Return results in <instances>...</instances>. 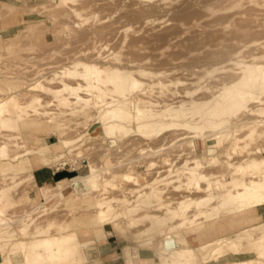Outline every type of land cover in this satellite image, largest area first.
Returning a JSON list of instances; mask_svg holds the SVG:
<instances>
[{"label":"rangeland","instance_id":"1","mask_svg":"<svg viewBox=\"0 0 264 264\" xmlns=\"http://www.w3.org/2000/svg\"><path fill=\"white\" fill-rule=\"evenodd\" d=\"M1 1L5 2L7 7L0 13V28L6 20L8 25L4 36H0V105L12 96H16L17 102L23 105V108L18 110L22 116L13 120L14 128H0V144L9 135H12L13 139L17 138L12 140L15 143L9 144L12 153L23 150L18 147L21 142H24L25 148H32L37 144H52L77 135V132L69 127L71 123L67 121L68 118H64L65 121L59 126V122L52 120L51 115L43 116L40 112L46 110L55 113L62 109L55 101L57 99L54 94L47 89L60 87L62 80L76 83L78 80L67 77L65 70L73 67L75 60L89 61L90 59L85 56L84 58L83 55L89 54L88 57L91 58V50H99L98 41L102 42L101 45L106 43L110 46L107 52L104 50L105 63L110 59L111 65H117L114 63L119 61L112 58L120 53L124 62L126 59L136 60L148 68V77L135 74L130 68L123 69L129 75L125 93L127 97L136 98L141 95L145 96L143 99L148 102L157 101L158 107L155 109L158 110L168 104L165 97L176 91L174 105H180L183 111L190 113L184 120L192 121L193 128L195 123L191 113L194 110L190 103L204 96V90L196 86L195 79L202 76V83L208 85L218 77L238 72L241 62L260 57V54L264 55V0ZM92 27L113 30V36H83L84 32ZM158 34L163 36L162 40L160 36L154 37ZM149 36L153 38V44L147 43L146 38L149 39ZM143 37H146L144 42H137L145 49L141 51L145 54L141 57L133 56L134 53L139 54L129 50L128 44ZM154 38L160 40L157 42ZM130 51L133 57L128 56ZM107 55H112V58H106ZM124 62L122 61L121 65H126L127 62ZM199 72L204 74L197 75ZM133 80L137 83L131 91L130 84ZM145 87H149L148 93L143 92ZM34 96L41 99V103L36 106L27 103ZM168 122L175 121L167 120L153 128L139 130L138 123L133 121L130 123V133L121 137L115 136L119 141L117 147L113 148L107 146L111 135L105 134L96 138L95 136L101 133L99 125H91L86 130L93 137H81L78 141L77 152H81V157L73 156L71 159L75 160L68 159L71 153L65 150L66 157L61 160L59 167L67 169L68 178H72L90 174L89 166L94 165L98 174H101L95 182L98 187L70 201L55 200L45 206H38L36 212L31 215V224L22 221L3 229L12 230L26 226L28 231L32 232L39 225L45 231L41 235L33 236L17 233L14 241L75 234V231L87 227L85 218L96 216L99 200L127 197L132 199L131 207H137L130 215L132 217L119 215L105 224V232H111L112 236L102 240L101 247L93 251L95 259L101 261L100 264H122L118 257L122 254L123 244L148 252L150 264H264L263 249L259 245L245 244L239 251L230 252L220 251L217 243L219 238H235L244 229L253 230L255 226L262 224L264 209L260 210L262 217L246 216L234 223L229 232L222 231L220 227H217L218 231L211 232L206 231V228L198 232L190 231L188 246L193 249L194 254L183 260H176L170 251L161 250L162 241L167 237L166 233L161 231L168 225L178 223L182 216L162 224L161 231L159 227L154 226L149 232L137 237L126 238L117 235L116 227L122 223L125 226L128 220L133 221L129 231H145L150 228L154 216L166 213L165 208L157 207L160 203L169 201L171 206L178 208L184 196H203V193L195 192L194 188L185 185L187 171L184 162L188 160L192 164L195 158H199L197 156L204 154L207 148L204 145L205 139L200 136V131L193 128H167ZM233 129L241 136L251 134L254 130V140L248 145L243 141L236 147L231 146V159L226 158V148L230 142L223 140L218 145L217 159L210 160L209 166L206 167L208 172L229 170V160L240 162L250 157L260 158V155L252 153L253 149L264 147V123L237 126ZM175 135L180 137L178 140L187 143L174 146L175 141L170 142V139ZM191 142L196 145L195 151ZM176 152L181 156L177 158ZM121 160H126L128 164L114 168ZM172 161L174 164L166 168ZM4 170V176L0 177V217L15 222L34 205L27 198V194L34 195L35 202H40L41 198L25 171L10 169L8 166L4 167ZM254 172L256 171L249 170L245 176ZM120 210V207H116L117 212ZM195 211V208H191L188 216H193ZM191 229L180 231L188 232ZM194 229L196 228L192 230ZM94 231L97 237H102L104 233L99 229ZM174 232L176 230L170 236ZM93 238V233L86 228L79 231V236L70 238L66 245L81 244L82 241ZM202 246L205 248L201 249ZM220 252H223L222 255ZM5 253H11V245L6 247ZM4 255L0 249V263L4 262ZM11 258L12 264H25L22 251L11 254ZM73 258V255H67L65 264L94 263V260L86 263L84 259L72 263Z\"/></svg>","mask_w":264,"mask_h":264},{"label":"bare ground","instance_id":"2","mask_svg":"<svg viewBox=\"0 0 264 264\" xmlns=\"http://www.w3.org/2000/svg\"><path fill=\"white\" fill-rule=\"evenodd\" d=\"M5 7H7V4L0 0V13ZM1 15L0 19H2ZM7 25L8 20L3 22L0 28V36L5 33ZM113 33V30L92 27L86 30L83 36L86 38L105 35L113 36ZM158 36L160 35H154L156 38ZM162 37L161 35V40ZM145 38H136V41L130 42V45L128 44L129 50L132 52L133 50L137 51L136 54L140 55H135L133 52V56L141 57L145 54L141 52L144 48L140 47L137 42V40H141L140 42H142ZM156 38L154 40L158 42L159 38L157 40ZM149 40L151 41L150 43ZM146 41L148 44H153V38H150V36L149 39L146 38ZM101 43V41L97 43L100 45L99 50L90 48L94 49L93 51L91 50V58L88 57L89 54L88 56L81 54L83 57L85 56L90 59L89 61L75 60L72 63L73 67L65 70L64 74L67 77L78 80L76 83L62 80L60 87L47 89V91H51L54 94V97L57 99L55 101L62 109L55 113H50L46 110L40 112V115L43 116L51 115L52 120L59 122V126L65 121L64 118H68L67 121L71 123L69 127L74 129L77 135L61 139L52 144H37L32 148H25L24 142H21L18 143V147L23 150L16 153H12L10 150L11 146L9 145L15 143L12 140H16V137L13 139V136L9 135L0 144V177L4 176V167L7 166L10 169L25 171L29 180L38 189L41 198L40 202H35L34 195L31 193L27 194V198L34 205L15 222L0 217V249L5 254L4 262L0 264H12L11 254H16L19 251L23 252L25 264H65L67 255L69 254L74 256L72 263L84 259L86 263L94 260L93 264H100L101 261L95 259L93 251L101 247L100 243L102 240H107L108 237L112 236L111 232H105V224L119 215L132 217L130 215L133 214V211L137 207V205L131 207L133 205L132 199L114 197L99 200L97 202L96 216L85 218L87 227L75 231V234L63 237L50 235L42 238L33 237L27 241H14L13 238L17 233L33 236L41 235L45 231L39 225L32 232L28 231V227L26 226L12 230L3 229L22 221L28 225L31 224L33 221L31 215L36 212L38 206H45L55 200L59 202L70 201L75 197L84 196L98 187L95 182L101 174H98L96 167L92 164L89 166L90 174L63 179L55 185L38 186L34 178V172L37 168L56 166L57 169H60V162L66 157L65 150L71 153L68 159H71L73 156L74 158H80L81 152H77L78 141L81 137L84 139L87 136L93 137L87 131L91 125H99L101 133L95 136L96 138H101L105 134L111 135V139L107 141V146L111 148L117 147L119 141L117 137L131 132L130 123L133 121L138 123L139 130L153 128L156 124L167 120L177 122L176 124H174L175 122H168L167 128L172 126L193 128L192 121L184 120L190 113L183 111L180 105H174V100L177 98L176 91L165 97V101H168V104L165 108L158 110L155 109L158 107L157 101L154 103L148 102L147 99H143L145 96L141 95L136 98L127 97L125 93L127 91L126 85L129 81V75L123 69L130 68L135 71V74L148 77V68H145L144 64L137 63L136 60L127 61V59L125 60L127 62L126 65H121L124 59L120 53V55L118 54L119 56L115 55L114 59L110 55L112 60L115 61L117 59L119 61V63H114L117 65H111L110 59L105 63L104 50L107 52L109 44L103 43L101 45ZM10 47L12 46L10 45ZM126 48L128 49L127 46ZM131 51L128 53V56L133 57ZM110 56L107 55L106 58ZM108 63L109 65L107 66L106 64ZM210 70L213 71V69ZM196 74L202 75L204 73L199 72ZM202 79H204L202 76H198L195 82L199 89L204 90V96L192 100L190 105L192 110H194L191 113L195 123L193 129L200 131V136L205 139L204 145L207 148L203 155L197 156L199 158L193 160L192 164L188 160H185L184 166L187 171L185 185L189 188H194L195 192L203 193V196L197 198L184 196L178 208L171 206L172 204L169 201L167 203H160L157 207L165 208L166 213L154 216L153 225L145 231H129L133 225L132 220H128L125 226L122 223L116 227L117 235L126 236V238L129 236L137 237L143 235L145 232H149L154 226L159 227L161 231L163 229L162 224L182 216L183 218L178 223L168 225L165 230L161 231L167 235L162 241L161 250L170 251L176 260L190 258L194 254L193 249L188 246L190 243L188 236L190 231L198 232L206 228V231L211 232V230L218 231L217 227H220L222 231L226 230V232H229L230 227L234 223L246 216L252 215V218L262 217L260 210L264 209V147L253 149L252 154H258L260 158L257 156L250 157L240 160V162L229 160L227 162L229 170L225 172L210 173L206 170L210 160L217 159L219 155V151H217L218 145L223 140H229L230 142L229 147L226 148V158L228 159L232 158V154L229 152L231 146L236 147L243 141H246L245 143L248 145L254 140L252 135L254 130L251 131V134L241 136L235 132L233 127L264 123V55L260 54V57H252L248 62H241L238 72L233 75L218 77L208 85H204L205 83H202ZM136 83V80L131 82V91L135 89ZM148 88L145 87L143 92L148 93ZM27 92H30V90H27ZM170 100L172 101L171 103ZM27 103L36 106L41 103V99L38 96H34ZM21 108H23V105L17 102L16 96H12L6 102H2L0 105V128H12L13 120L22 116L18 111ZM181 118L183 119L179 121ZM84 129L87 130L85 131ZM178 139H180L179 136H171L170 142L175 141L173 143L174 146L187 143ZM262 143L264 144V140ZM191 145L195 151V143L191 142ZM159 152L157 151V153ZM212 155L214 156L213 158ZM175 156L178 158L181 154L176 152ZM126 163L128 164L126 160H121L114 168H118ZM173 164L174 162L172 161L166 168ZM249 170L256 172L250 176H245ZM131 193L134 194L136 192ZM116 207L121 208L120 212L116 211ZM191 208L196 209L195 214L188 216V211ZM204 221L205 223H203ZM212 226L215 229H212ZM86 228L93 233L95 238L82 241L81 244L77 245H66L70 238L79 236V231ZM185 228L196 229H191L188 232L180 231V229ZM95 229L104 231V233L102 232V237L96 236ZM174 230L176 232L170 236ZM217 240L220 251H239L245 244H252L259 245L263 249L262 253H264V222L255 226L253 230L244 229L235 238L222 237ZM8 245H11V253H5ZM204 248V246L201 247V249ZM147 253L145 250L134 249L128 244H123L122 254H119L118 258L121 259L122 264H150V257ZM220 253L222 255L223 252ZM96 261L98 263H95Z\"/></svg>","mask_w":264,"mask_h":264},{"label":"crops","instance_id":"3","mask_svg":"<svg viewBox=\"0 0 264 264\" xmlns=\"http://www.w3.org/2000/svg\"><path fill=\"white\" fill-rule=\"evenodd\" d=\"M68 172L65 168L42 167L35 170L34 178L38 186L50 185L68 178Z\"/></svg>","mask_w":264,"mask_h":264}]
</instances>
